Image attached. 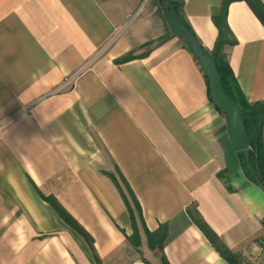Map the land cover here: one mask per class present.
I'll return each instance as SVG.
<instances>
[{
  "label": "crops",
  "instance_id": "1",
  "mask_svg": "<svg viewBox=\"0 0 264 264\" xmlns=\"http://www.w3.org/2000/svg\"><path fill=\"white\" fill-rule=\"evenodd\" d=\"M182 1L210 51L223 0ZM226 21L236 85L264 104V24L244 1ZM195 58L161 0H0V264H228L192 208L240 264H264V191ZM164 229L159 251L146 232Z\"/></svg>",
  "mask_w": 264,
  "mask_h": 264
},
{
  "label": "trees",
  "instance_id": "2",
  "mask_svg": "<svg viewBox=\"0 0 264 264\" xmlns=\"http://www.w3.org/2000/svg\"><path fill=\"white\" fill-rule=\"evenodd\" d=\"M237 1H244L260 22L264 24V5L260 0H223L219 10L215 11L211 17L217 30V36L213 48L210 51H206L197 42L185 20L183 1L161 0V2H163V10L168 18L173 34L182 40L188 51L191 53V46L183 39L181 34L182 30H185L193 37L203 51L204 56L215 66L226 95L240 107L245 125L248 149L237 152L238 160L247 179L258 185L264 191V104L249 105L243 99L241 92L236 85L235 78L231 72V68L227 62V55L225 53L227 48L233 47L236 44V40L227 25L226 15L229 4ZM129 60H131L130 56L121 59L120 62H127ZM195 60L198 62L197 58H195ZM204 78L210 96L209 82L205 73ZM47 200L57 211L63 222H65L75 233L83 237L85 241L90 243L91 239L86 232L54 200ZM188 213L194 224L228 264H240V258L237 255L232 254L222 244L219 238L202 220L195 208L188 209ZM146 235L149 244L153 248H157L161 251L166 237L165 229L160 236L148 232H146ZM136 237V234H133L129 239L135 246L137 245ZM162 262L163 264H167L164 258H162Z\"/></svg>",
  "mask_w": 264,
  "mask_h": 264
},
{
  "label": "water",
  "instance_id": "3",
  "mask_svg": "<svg viewBox=\"0 0 264 264\" xmlns=\"http://www.w3.org/2000/svg\"><path fill=\"white\" fill-rule=\"evenodd\" d=\"M181 34L183 39L191 46L193 55L198 59L208 78L210 96L214 106L228 117L233 149L236 152L247 150L248 142L240 107L226 95L215 66L204 56L203 51L193 37L185 30H182Z\"/></svg>",
  "mask_w": 264,
  "mask_h": 264
}]
</instances>
